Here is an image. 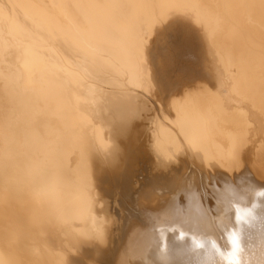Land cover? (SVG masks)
I'll use <instances>...</instances> for the list:
<instances>
[{"label": "bare ground", "instance_id": "obj_1", "mask_svg": "<svg viewBox=\"0 0 264 264\" xmlns=\"http://www.w3.org/2000/svg\"><path fill=\"white\" fill-rule=\"evenodd\" d=\"M113 187H149L139 221L105 214ZM256 187L264 0H0V264H81L124 236L125 258L264 264Z\"/></svg>", "mask_w": 264, "mask_h": 264}, {"label": "rangeland", "instance_id": "obj_2", "mask_svg": "<svg viewBox=\"0 0 264 264\" xmlns=\"http://www.w3.org/2000/svg\"><path fill=\"white\" fill-rule=\"evenodd\" d=\"M167 53H169L168 54V57L170 58L171 57V55H172V53H171V48L169 47L168 48V50H167ZM182 61V59L181 58H178V57H176L175 58V60H173V65L174 64H176V62L177 63H182L181 62ZM184 62V61H183ZM188 64H190V66H192L193 64L192 63H188ZM193 67H195V66H193ZM149 189V187H133L132 188V190H131V192L130 193H125V191H124V189L122 188V187H113L112 188V190H109V191H102V193H103V196H104V198L107 200V202L109 203V207H108V210L105 212V214H109L108 216L111 218V219H115V218H113V217H116V219L115 220H118V221H120L121 222V224L124 226V223H125V221L126 222H128V218L130 219L131 217L132 218H135V220H140L141 218H142V214H141V212H140V210H141V208L143 207V204H141V203H139L138 201H137V198H138V196L143 192V191H145V190H147V189ZM197 189H198V192L200 193V195H201V198H202V200L206 203L207 202V204L210 206V208L214 211V203H215V194H211V192H210V187H197ZM205 189V190H204ZM201 191V192H200ZM206 191V192H205ZM263 192L264 191V187H256V189H254V190H252L250 193H249V200H248V202L250 201V200H253V199H255V198H257L259 195H260V192ZM203 192V193H202ZM206 193V194H205ZM209 193V194H208ZM203 195V196H202ZM116 196V197H115ZM134 196H135V198H134ZM203 197H205V199L203 198ZM213 198V199H212ZM117 202V204H114L115 203V201ZM179 200H181L182 202H183V200H182V197L179 199ZM112 202H114V203H112ZM135 203V205H134V203ZM164 202V204H165V200L163 201ZM114 206V207H113ZM118 206V207H117ZM140 206V207H139ZM213 206V207H212ZM113 207V208H112ZM137 207V208H136ZM116 208H118V209H116ZM116 209V210H115ZM136 209H137V211H136ZM139 209V210H138ZM147 209H148V212H149V209L151 210V209H154V208H151V207H148L147 206ZM112 210H114V211H112ZM125 211V212H124ZM113 212V213H112ZM117 212V214H115ZM113 214L115 215V216H113ZM133 214V215H132ZM141 216V217H140ZM139 223V222H138ZM126 224V223H125ZM170 233H172V231H170ZM126 239V241H127V237L126 236H124ZM120 239L121 238H119L117 241H119L120 242ZM123 240V242H121L122 243V246H123V244L124 245H127V244H125V240H124V238L123 239H121V241ZM222 241H223V239H221ZM128 241H129V239H128ZM127 241V242H128ZM98 242V241H97ZM97 242L95 243L96 244V246L97 245H99L100 247H103V248H97L96 246H94L95 247V249H97V250H95V251H93V249H92V247H91V249L89 250V249H87V250H89V251H86L85 253H84V256H83V260H82V262H81V264H118L119 262H120V260H123V258L122 257H124V259H128V260H125V262L123 261V262H120V264H157V262H158V259H159V256H160V254H159V252H160V249H161V247H157V246H153V247H151L150 249H149V251H148V253H147V255L145 256V257H131L130 256V258L128 257V258H125L126 256V252L125 251H127L126 249H127V247L125 246V250H124V248H122V246H121V243H119V245L121 246H118L117 245V243H113L112 241L111 242H107V243H101V245H103V246H101L100 245V243H98L97 244ZM126 242V243H127ZM169 242L171 243V245L172 246H176L177 245V237H173V236H170L169 237ZM190 242L188 243V242H186L185 244H184V246L185 247H188V246H190ZM110 245L112 246L111 248H110ZM118 246V248H115V247H117ZM115 249H114V248ZM124 247V246H123ZM101 249H102V251H101ZM117 249V250H116ZM120 249H122L123 251H124V255H123V251L121 250L120 251V253H121V255H122V257H120L121 255H120V253H119V251L118 250H120ZM92 251V252H91ZM118 251V255H117V253H115V252H117ZM99 252H101V253H99ZM113 252V253H112ZM87 253V254H86ZM90 253V254H89ZM94 253H97L96 254V258H94L95 257V254ZM99 253V254H98ZM115 253V254H114ZM157 253V254H156ZM99 255V256H98ZM115 255V256H114ZM120 255V256H119ZM249 255V254H248ZM86 256V257H85ZM94 256V257H93ZM112 256V257H111ZM120 258H119V257ZM88 257V258H87ZM115 257H117V258H115ZM119 258V259H118ZM132 258V259H131ZM142 258H143V260H142ZM90 259V260H89ZM98 259V260H97ZM103 259V260H102ZM117 259L119 260V261H117ZM146 259V260H145ZM133 260V261H132ZM141 260V261H140ZM92 261H95V263L94 262H92ZM115 261V262H114ZM145 261V262H144ZM104 262V263H103ZM118 262V263H117ZM144 262V263H143Z\"/></svg>", "mask_w": 264, "mask_h": 264}]
</instances>
